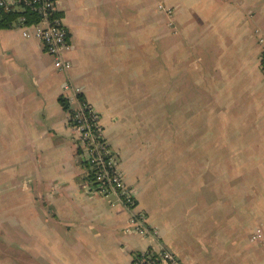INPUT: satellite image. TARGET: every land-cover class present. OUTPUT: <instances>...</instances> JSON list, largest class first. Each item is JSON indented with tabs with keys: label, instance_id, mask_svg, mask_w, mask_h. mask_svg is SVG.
<instances>
[{
	"label": "crops",
	"instance_id": "crops-1",
	"mask_svg": "<svg viewBox=\"0 0 264 264\" xmlns=\"http://www.w3.org/2000/svg\"><path fill=\"white\" fill-rule=\"evenodd\" d=\"M167 4L175 8L171 26L154 0H57L70 38L72 83L100 115L137 210L157 236L126 233L128 212L88 191L81 149L59 101L64 75L37 40L16 26L0 29V176L21 178L0 181V192L24 193L15 201L24 203V216L0 218L13 226L11 236L0 232V264H131L133 254L162 248L178 264H264V246L250 241L257 228L264 234V71L257 40L264 0ZM158 71L166 96L177 90L181 97L180 108L166 103L164 131L165 145L176 129L181 133L178 201L163 196L155 167H143L136 136L151 108L135 94L150 95L151 88L141 92L135 81L143 77L151 87L153 80L155 94ZM192 137L197 150L189 160L183 144Z\"/></svg>",
	"mask_w": 264,
	"mask_h": 264
},
{
	"label": "built area",
	"instance_id": "built-area-1",
	"mask_svg": "<svg viewBox=\"0 0 264 264\" xmlns=\"http://www.w3.org/2000/svg\"><path fill=\"white\" fill-rule=\"evenodd\" d=\"M154 2L157 11L168 17L171 26L170 19L175 8L168 6L167 0ZM0 11L17 13L15 26L22 35L40 43L43 51L51 57L53 68L64 73L70 71L71 63L66 58L71 48L70 38L60 16L57 0H0ZM24 12L33 13L35 19L29 20ZM257 36L258 43L263 47L264 58V33L259 32ZM63 92L62 99L68 102L67 125L81 149L79 162L88 163L85 178L92 171L91 181L85 180L88 191L106 198L110 205L122 206L128 212L124 229L126 233L157 236V231L148 226L145 213L137 210L134 190L124 181L115 153L104 135L100 115L80 99L79 88L73 86L69 79L63 84ZM250 241L264 246V234L260 228L251 234ZM131 264H178V261L173 253L162 248L159 251L146 250L133 254Z\"/></svg>",
	"mask_w": 264,
	"mask_h": 264
},
{
	"label": "rangeland",
	"instance_id": "rangeland-1",
	"mask_svg": "<svg viewBox=\"0 0 264 264\" xmlns=\"http://www.w3.org/2000/svg\"><path fill=\"white\" fill-rule=\"evenodd\" d=\"M128 5H130V2L126 1V6ZM158 14L161 15L162 13L158 12ZM161 16L166 17V15L164 14H162ZM130 23H131L130 17L126 13V23H125L126 40L130 39V34H128V28L131 25ZM166 25L168 24L166 23ZM158 27H162V26L159 25ZM167 27L170 28L169 26ZM158 52H160L162 61H163V47L158 49ZM56 71L63 74L65 80L69 79L72 83L69 72L64 73L58 70ZM157 74L158 75L156 79L155 94H154V81L153 80H151V87L148 86V79L144 81L143 77L142 79H138L135 81L136 87L137 88L139 87V90L141 92H144V89L149 90L151 88L150 95H148V92L146 93L147 95L145 96L144 95L138 96L137 92L135 94V98L141 100L140 105L145 106L146 103H150V108H151V112H147L145 115V118H144V115H142L139 118V120L142 122V125L136 128V131H137L136 136L138 137L137 139H139L140 146L143 152V157H146V160H143V167L146 165L145 169L148 170L149 168L151 172L153 168L155 167L156 173H157V180L160 183V186L162 188L163 196L166 199H172V200L178 201L181 199V196L183 195V192L181 189V175H180L181 174L180 159L182 158L181 133L179 135L180 129L179 128L178 130L176 129L175 132L173 133L172 143L165 145L164 131H165V120H166V114H165L166 113L165 111L166 103L168 107H170V105L173 103L174 109H176L177 107L180 108L181 97H180V94L177 92V90L173 91V93H175L176 95L174 94L172 96L170 95L169 92H167V96H166L165 75L163 71L162 72L158 71ZM144 83H147L146 85L147 88H145ZM172 83H173V87H177V84L179 85V80L173 79ZM73 86L75 85L73 84ZM66 111L68 113V109H66ZM67 118H68V115H67ZM174 119H175V115H174ZM154 120H156L155 129H153L152 127L154 126L152 125V122ZM144 121H146V124L144 123ZM190 140L192 141L188 143L187 145L183 144V148L185 149L187 153H189L188 155L189 160L195 158L196 155L194 152H196L197 150L196 137H192L190 138ZM112 150L114 151L117 162H118L117 152L113 148ZM153 158H156L155 166H153ZM8 173L11 174L12 172L9 171ZM145 174H146L145 179L146 181H148L147 172ZM14 175L16 177H14ZM7 177H10V179H12L14 183H21L20 176L14 173L12 176L10 175L7 176V174L0 176V181L2 182L6 181ZM4 191L5 189H3V192H0V201L2 202V204L0 205V218L4 219V218H15L18 216H24V203L15 202L16 200L24 199V193L20 192L19 190L18 192H12V191L4 192ZM135 198H136V193H135ZM12 227L13 226L11 224V221H8L7 219L0 221V232L2 231L4 235L11 236L13 232ZM0 240H1V236H0Z\"/></svg>",
	"mask_w": 264,
	"mask_h": 264
},
{
	"label": "trees",
	"instance_id": "trees-1",
	"mask_svg": "<svg viewBox=\"0 0 264 264\" xmlns=\"http://www.w3.org/2000/svg\"><path fill=\"white\" fill-rule=\"evenodd\" d=\"M24 14L26 15V17L29 20H34L35 19V15L33 13L24 12ZM17 16H18L17 13H6V12H3V11H0V29H6V28L14 27L16 22H17ZM262 70L264 71V58H262ZM80 99L83 100L81 94H80ZM59 101H60V104H61V106H62V108L64 110L68 109V102H66L65 99H59ZM81 165H83L85 168L88 167V163H86V162H82ZM89 173L90 174L86 177V179L91 181V177H92L91 173H92V171H89Z\"/></svg>",
	"mask_w": 264,
	"mask_h": 264
}]
</instances>
